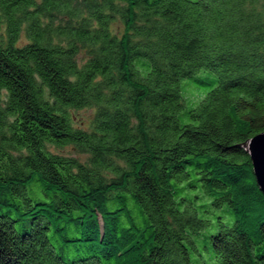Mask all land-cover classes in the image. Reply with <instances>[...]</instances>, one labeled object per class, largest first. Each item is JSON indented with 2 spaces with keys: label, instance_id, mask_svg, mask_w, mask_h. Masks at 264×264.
<instances>
[{
  "label": "trees",
  "instance_id": "1",
  "mask_svg": "<svg viewBox=\"0 0 264 264\" xmlns=\"http://www.w3.org/2000/svg\"><path fill=\"white\" fill-rule=\"evenodd\" d=\"M262 133L264 0H0V264H264Z\"/></svg>",
  "mask_w": 264,
  "mask_h": 264
},
{
  "label": "water",
  "instance_id": "2",
  "mask_svg": "<svg viewBox=\"0 0 264 264\" xmlns=\"http://www.w3.org/2000/svg\"><path fill=\"white\" fill-rule=\"evenodd\" d=\"M247 150L253 165L257 184L264 195V133L254 137L249 142Z\"/></svg>",
  "mask_w": 264,
  "mask_h": 264
},
{
  "label": "rangeland",
  "instance_id": "3",
  "mask_svg": "<svg viewBox=\"0 0 264 264\" xmlns=\"http://www.w3.org/2000/svg\"><path fill=\"white\" fill-rule=\"evenodd\" d=\"M91 111L88 110H82L78 113H76V119L75 124L77 126H82L84 123H87L91 119ZM62 154L69 155L72 154V151L70 149L60 150Z\"/></svg>",
  "mask_w": 264,
  "mask_h": 264
}]
</instances>
